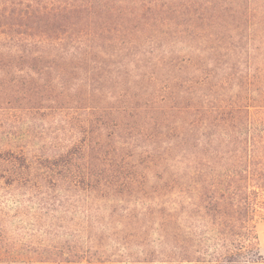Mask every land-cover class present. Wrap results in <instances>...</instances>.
I'll return each instance as SVG.
<instances>
[{"label":"trees","instance_id":"trees-1","mask_svg":"<svg viewBox=\"0 0 264 264\" xmlns=\"http://www.w3.org/2000/svg\"><path fill=\"white\" fill-rule=\"evenodd\" d=\"M0 103V264H264V0H0Z\"/></svg>","mask_w":264,"mask_h":264},{"label":"rangeland","instance_id":"rangeland-1","mask_svg":"<svg viewBox=\"0 0 264 264\" xmlns=\"http://www.w3.org/2000/svg\"><path fill=\"white\" fill-rule=\"evenodd\" d=\"M0 106H2L1 103ZM20 119L19 116L12 115L11 113H8L7 110H2V108H0V138L8 132H21L25 128V125L23 124H26V121ZM43 122L45 123V126L49 124L46 119L43 120ZM257 232L259 235L260 252L264 256V221L259 223Z\"/></svg>","mask_w":264,"mask_h":264}]
</instances>
